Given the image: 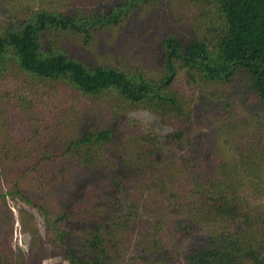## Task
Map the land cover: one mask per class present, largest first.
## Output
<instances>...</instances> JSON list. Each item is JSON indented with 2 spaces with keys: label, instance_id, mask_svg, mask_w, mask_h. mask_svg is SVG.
Instances as JSON below:
<instances>
[{
  "label": "trees",
  "instance_id": "16d2710c",
  "mask_svg": "<svg viewBox=\"0 0 264 264\" xmlns=\"http://www.w3.org/2000/svg\"><path fill=\"white\" fill-rule=\"evenodd\" d=\"M136 110L173 146L153 121L124 122L127 143L104 126ZM193 116L207 132L184 137ZM5 197L67 264H119L105 241L130 239L128 264H264V0H0ZM16 211L26 248L0 231V264H40Z\"/></svg>",
  "mask_w": 264,
  "mask_h": 264
},
{
  "label": "rangeland",
  "instance_id": "374dc122",
  "mask_svg": "<svg viewBox=\"0 0 264 264\" xmlns=\"http://www.w3.org/2000/svg\"><path fill=\"white\" fill-rule=\"evenodd\" d=\"M132 119H136L141 122L146 120L153 121L155 123V130L159 134L161 150L165 151L168 147L173 146L174 140L172 138V131L169 128L160 125L151 114L145 111L136 110L126 114H120L114 120H109L104 122V126H109L110 131L116 140H121L124 141V143H127L128 137L131 135H135L136 129L130 128L128 127V125H124V122L129 124V122L127 121L128 120L131 121ZM98 120L99 118L96 116L95 111H92L91 109H87V111H85L83 115L78 117V121L80 125L79 128L81 130H84L86 125ZM206 132L207 130L205 128H202L197 124L196 118L194 116L192 120L183 128L184 137L194 136V135L204 136ZM236 137L238 138L239 136L237 135ZM132 148L135 149V147L133 146ZM155 158L161 159V154L157 150H155ZM95 171L96 169L89 172L88 175L87 174L84 175L82 180L88 182L91 181V179H95L97 177ZM207 171L209 172L210 170L208 169ZM109 195L114 196V198H117L119 196L117 192H111L109 193ZM20 207L28 209L33 214V218L36 223V226L38 227L39 232L42 236L44 251L40 264H67V262L63 257V253H64L63 246L52 247L49 245L48 240L46 238L45 228L40 216L36 212H34V210L29 209L28 207L22 205V203L16 200H12L8 197H5L4 204L0 202V214L4 216L6 222L0 224V231L5 232L11 247L13 249L26 248V234H24L17 220L16 210ZM146 207L147 205L145 204L140 205V207H138V209L135 211V215L131 219L129 225L132 233L131 238H133L134 235H136L137 230H140L141 221H143L144 219L143 210H145ZM100 233L102 235V231H100ZM188 235L189 234L187 232H183L179 237L172 240L171 246L177 248L181 247L187 241ZM106 238L107 237H105V239ZM105 248L109 256L111 257L112 261H114V263L116 262L119 264H128V256L132 250L131 239L122 247L114 246L111 242L106 240Z\"/></svg>",
  "mask_w": 264,
  "mask_h": 264
}]
</instances>
